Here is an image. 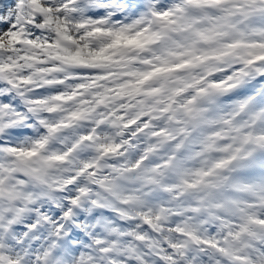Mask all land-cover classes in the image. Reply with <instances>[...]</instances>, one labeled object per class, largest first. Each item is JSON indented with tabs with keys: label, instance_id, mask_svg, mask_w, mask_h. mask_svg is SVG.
Listing matches in <instances>:
<instances>
[{
	"label": "clouds",
	"instance_id": "obj_1",
	"mask_svg": "<svg viewBox=\"0 0 264 264\" xmlns=\"http://www.w3.org/2000/svg\"><path fill=\"white\" fill-rule=\"evenodd\" d=\"M99 3L0 28V264H264V0Z\"/></svg>",
	"mask_w": 264,
	"mask_h": 264
},
{
	"label": "snow or ice",
	"instance_id": "obj_2",
	"mask_svg": "<svg viewBox=\"0 0 264 264\" xmlns=\"http://www.w3.org/2000/svg\"><path fill=\"white\" fill-rule=\"evenodd\" d=\"M66 5L68 0H65ZM0 3H3V0H0ZM10 3L15 5L16 8V14H15V19L11 24V27L7 23L4 22V17L0 16V28H4L7 30V35L12 37V40L10 43H12L15 40L21 39V33L17 31V28L20 25V19L21 16L27 17V13L24 11L25 6L29 8V10H35L36 12L44 15L45 19L47 20V13L50 11L49 9H45L40 6L39 0H10ZM86 3L89 6H101L103 7L104 5H101L99 3V0H86ZM80 12L86 11V9H78ZM92 15H98V13H93ZM9 18H12V13H8ZM38 28L44 27V25H36ZM57 31L59 29L57 28ZM63 35V34H62ZM70 39V37H69ZM25 43H33L32 40H27L24 41ZM137 41L135 38L129 39L127 43H136ZM51 43V42H49ZM116 43H119V38H117ZM0 48H2V45H0ZM76 55H79L77 53ZM10 59V58H9ZM18 67L17 64L9 63L5 60L4 54L2 51H0V119H2V112L5 110L7 107H11V103H15L14 100H12L11 97V90L9 87H5V85H11L13 87H19L17 84L16 80L10 75V73L14 72L16 68ZM162 69L157 68L156 71H161ZM151 75V73H149ZM147 78V77H145ZM24 78H21L23 80ZM83 85H81L82 87ZM63 97L57 96V99H62ZM11 101V103H10ZM75 115V114H74Z\"/></svg>",
	"mask_w": 264,
	"mask_h": 264
}]
</instances>
